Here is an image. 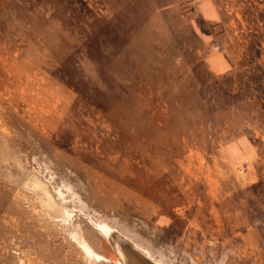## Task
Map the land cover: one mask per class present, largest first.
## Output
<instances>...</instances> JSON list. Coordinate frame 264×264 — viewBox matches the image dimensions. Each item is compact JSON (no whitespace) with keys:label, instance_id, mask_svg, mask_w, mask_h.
Here are the masks:
<instances>
[{"label":"rangeland","instance_id":"obj_1","mask_svg":"<svg viewBox=\"0 0 264 264\" xmlns=\"http://www.w3.org/2000/svg\"><path fill=\"white\" fill-rule=\"evenodd\" d=\"M123 243L264 264V0H0V264Z\"/></svg>","mask_w":264,"mask_h":264},{"label":"bare ground","instance_id":"obj_2","mask_svg":"<svg viewBox=\"0 0 264 264\" xmlns=\"http://www.w3.org/2000/svg\"><path fill=\"white\" fill-rule=\"evenodd\" d=\"M158 165H159V163H158ZM27 183H28V185L32 186L33 188H35L36 190H38L41 193V195L43 196V202H45L47 206L58 211L60 215H64L66 213L68 214V209L62 203V199L64 198L62 193H61L62 191L57 192V193L53 190L51 191V188L47 186V182H44L43 179H41L38 175H36V172L29 175V178L27 179ZM64 199H66V198H64ZM69 211H70V209H69ZM56 214H58V213H56ZM97 227L102 231V233H104L108 237L109 236L111 237V235L112 236L117 235L116 231H115L116 229L114 230L113 228H111L107 224H100L98 222ZM79 242H80V246L86 252H88L90 254L91 253L93 254L95 252V251H93L92 247L89 245L88 241L84 237H82V239H80ZM122 242H124V239H122ZM126 245H127L126 243L122 244V250H123L125 256H127V259H128L130 264H145V263L150 264V262L148 260H151L152 258H154V256L152 255L153 253H151L149 249L136 245L138 250H140V252H138V253H142L144 255L145 260L142 258H138L137 250L129 244H128L129 247H124ZM156 262L158 264H160V262H158V261H156ZM121 264H124L122 260H121Z\"/></svg>","mask_w":264,"mask_h":264},{"label":"water","instance_id":"obj_3","mask_svg":"<svg viewBox=\"0 0 264 264\" xmlns=\"http://www.w3.org/2000/svg\"><path fill=\"white\" fill-rule=\"evenodd\" d=\"M138 253V252H137ZM138 258H142V259H144L145 260V258H144V256H142V255H140V253H138ZM146 264V263H145Z\"/></svg>","mask_w":264,"mask_h":264}]
</instances>
